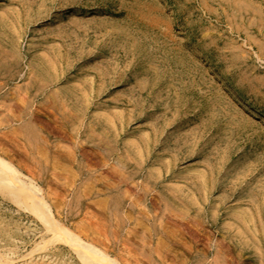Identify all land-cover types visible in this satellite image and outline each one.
I'll list each match as a JSON object with an SVG mask.
<instances>
[{
    "label": "rangeland",
    "instance_id": "374dc122",
    "mask_svg": "<svg viewBox=\"0 0 264 264\" xmlns=\"http://www.w3.org/2000/svg\"><path fill=\"white\" fill-rule=\"evenodd\" d=\"M0 264H264V0H0Z\"/></svg>",
    "mask_w": 264,
    "mask_h": 264
},
{
    "label": "bare ground",
    "instance_id": "6f19581e",
    "mask_svg": "<svg viewBox=\"0 0 264 264\" xmlns=\"http://www.w3.org/2000/svg\"><path fill=\"white\" fill-rule=\"evenodd\" d=\"M72 237H73V239H74L78 244H80V246H81L82 248H85V249L89 248L88 245L82 243L80 240H78L77 237H74V236H72Z\"/></svg>",
    "mask_w": 264,
    "mask_h": 264
}]
</instances>
